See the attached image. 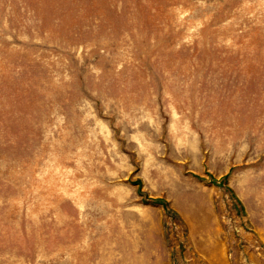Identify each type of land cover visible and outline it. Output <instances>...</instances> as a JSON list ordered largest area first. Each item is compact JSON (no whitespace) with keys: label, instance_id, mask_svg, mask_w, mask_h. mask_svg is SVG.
Segmentation results:
<instances>
[{"label":"rangeland","instance_id":"374dc122","mask_svg":"<svg viewBox=\"0 0 264 264\" xmlns=\"http://www.w3.org/2000/svg\"><path fill=\"white\" fill-rule=\"evenodd\" d=\"M0 264H264V0H0Z\"/></svg>","mask_w":264,"mask_h":264}]
</instances>
